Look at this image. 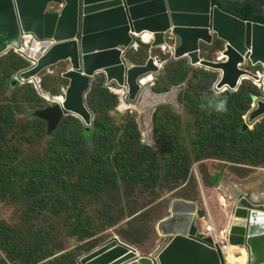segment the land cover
<instances>
[{
    "label": "rangeland",
    "instance_id": "obj_1",
    "mask_svg": "<svg viewBox=\"0 0 264 264\" xmlns=\"http://www.w3.org/2000/svg\"><path fill=\"white\" fill-rule=\"evenodd\" d=\"M138 41V48L130 49L125 56L132 64L142 65L149 58L156 57L162 61L169 59L170 48H152L143 37ZM223 49L224 42L220 40H214L212 45L201 44V57L214 60ZM161 51L167 57L162 56ZM25 65L27 68L30 66L26 56L9 51L0 61V78L10 76L18 66ZM66 68L67 64L60 63L53 67L52 73L42 72L41 90L52 97L62 95L67 80L61 73ZM252 71L260 74L258 68ZM217 80L218 73L190 68L187 60H180L165 63L160 74L142 83L146 87L152 82L149 87L155 93H168L173 87L184 86L178 96L180 110L165 104L156 108L152 132L154 146L150 147L144 143L143 133L138 129L136 120L140 115L133 108L135 104L122 103L119 93L104 86L102 75L95 78L86 96V104L92 114L91 126L86 127L79 118L68 116L52 129L45 122L46 137L26 125L24 112L33 111L35 117L34 112L50 105L51 101L45 100L34 84H29L32 88L20 89L17 86L20 84H12L16 89L5 92L0 79V149L19 152L17 160L9 156L8 161L19 165L23 158L41 155V143L57 137L60 127V138L75 137L70 133L73 129L71 123L78 122L86 129L84 149L89 157L84 159V149L73 143L67 149L78 162L65 164L69 170L81 169L93 178L82 184L76 178L77 172H72L73 176L65 174L62 179L68 183L67 189L57 181L46 191L38 192L40 198L42 195L47 197L44 209L34 205L33 199L38 193L32 192L31 196L23 193L29 178L17 180L16 187L9 188V191L4 189L3 193L0 190V264H78L80 258L113 237L136 249L141 257L155 261L170 241L169 237L161 235L159 224L170 217L169 210L175 201L196 205V210L204 212L207 224L213 226L221 239L230 234L234 224L242 223L236 221L238 205L246 209L252 206L264 209V200H252L249 190L242 189L237 195L230 196L222 189L223 183H226V188L231 185L229 179H225L228 176L242 182L256 179L260 184L254 190L258 195H264V119L249 128L253 130L252 135L245 139L248 142L237 149L233 157L230 156L231 147L217 141V136L204 149L195 147L196 120L202 111L194 112V105L205 103L214 92ZM36 92L43 100L37 98ZM236 93L237 99L245 95L242 100L247 103H252L250 94L260 96L256 84L247 80L242 82ZM248 106L241 116L242 125L250 110V104ZM225 118L209 121L220 123ZM97 119L101 122L109 119L108 129L110 132L115 130L102 137L105 149L94 147L93 131ZM64 122L70 123L62 126ZM29 123L33 128L41 127L36 120ZM66 143L68 146L65 139L63 145ZM95 153L104 157L102 164L98 162V154L92 155ZM128 153L131 155L127 156ZM134 157H137L135 163L128 164L134 161ZM99 169L101 172L97 171ZM97 177L100 183L95 182ZM77 182L88 190H78L74 186ZM203 225L200 220L201 230ZM229 241L227 236L223 246H219L231 256L241 255L242 247Z\"/></svg>",
    "mask_w": 264,
    "mask_h": 264
},
{
    "label": "water",
    "instance_id": "obj_2",
    "mask_svg": "<svg viewBox=\"0 0 264 264\" xmlns=\"http://www.w3.org/2000/svg\"><path fill=\"white\" fill-rule=\"evenodd\" d=\"M235 1L233 6L245 3ZM250 3L264 15V3ZM22 32H32L40 40L55 44L35 65L20 71L11 84L49 73L60 63L67 64L61 73L67 80L62 88L63 102L52 98L50 105L34 112L51 129L68 116L91 126L86 96L95 78L102 75L105 87L128 88L126 101L135 104L133 108L140 115L136 123L144 143L154 146L153 114L163 104L180 110L178 96L184 86L155 93L140 82L148 74H160L165 63L180 60H187L190 68L218 73L213 91L219 94L237 92L246 80L256 84L260 96L251 95L252 104L242 128L247 130L264 119V25L244 21L212 0H0V56L19 47ZM143 32L154 35L152 48L172 46L169 59L149 58L135 65L125 58L130 49L138 48L135 35ZM214 40L224 42L221 52L225 59L201 57V44L212 45ZM257 68L262 77L252 71ZM196 208L194 204L173 202L169 219L162 223L167 230L162 236L170 241L155 261L141 257L113 237L80 258L78 264H227L223 250L200 229L204 215L189 219ZM245 210V225L234 224L228 239L233 238V229L242 230L239 240L247 251L246 264H264V209L252 206Z\"/></svg>",
    "mask_w": 264,
    "mask_h": 264
},
{
    "label": "trees",
    "instance_id": "obj_3",
    "mask_svg": "<svg viewBox=\"0 0 264 264\" xmlns=\"http://www.w3.org/2000/svg\"><path fill=\"white\" fill-rule=\"evenodd\" d=\"M258 1L261 3H264V0H258ZM212 3L218 6L219 8L226 7L230 9L232 12L236 14L237 17H239L240 19L244 21L257 22V23H261L264 25V15L257 13L253 9L250 1L245 2L241 6H234V7H230L226 3L225 0H212ZM145 38L146 40L151 41V37L150 39H148V37H145ZM10 51H14V50L12 49ZM7 55H8V52L0 56V61L4 59ZM26 65L22 67L18 66L16 69H14L10 73V76H3L2 78H0L2 83L4 84L5 92H10L13 89H16L15 86L11 84L12 80L14 76L16 75V73L27 68ZM153 81L154 79L152 80V82ZM17 86H18V89L25 88V87L32 88V86L29 84L17 85ZM36 94L38 95L37 98H39L40 100H43V98L37 92ZM43 95L47 101H51L52 98L56 99L57 101H62V98L57 95L52 97L46 92H43ZM211 95L212 94H210L209 96ZM251 95L252 94H250V98H251ZM220 96L226 98V109L223 112L217 113L214 111H210L207 108L204 109V107H202L203 104L201 103L200 104L197 103L194 105L195 107L194 112L196 111L198 114L199 110L202 111L201 114L197 115V120H196V126L198 127V133H197V141L195 142V145H196L195 147L198 149H204L205 147H207L209 143H211V141L215 138V136H217L218 137L217 141H220L224 145H229L231 147L230 151L232 154H230V156L233 157V153L237 149L241 148L243 144L248 142L245 139L250 138V136L252 135L253 130L252 131L251 129L243 130L242 119H241V116L243 115L244 111L249 108L248 105L250 104V107H251L252 103L250 102L247 103V101L244 102L242 100L246 98L245 95H242L240 96V99H237L238 94L236 92L233 94L223 93V94H220ZM32 112L33 111H30V110H26L24 112V116L27 119L26 125L31 126L32 131L37 132L38 135H45L44 137H46V134H48V131H47V125L45 121L38 119L36 117H33ZM215 118L216 119L225 118V119L220 123L218 122L212 123L211 121H209V119H215ZM30 120H36L40 122L39 125H41V127L39 126V129L33 128V125L29 123ZM69 123L70 122H66V123L64 122L61 125L62 126L69 125ZM71 125L73 126V129L71 130L72 132L70 131V133H73L75 137H71V138L64 137V140L66 139V142H69L68 146L66 143L67 147L63 145L64 140L60 138V132L62 128L60 127L59 130L57 131V137H53L50 140H47L43 144L41 143L44 153L42 151L41 155L33 154L30 157L23 158L22 162L19 165L10 163L8 161L9 156L13 158V160H17L19 156V152L17 150H10L8 152L3 149H0V190H3V193H4V189L5 191L6 190L9 191V188L16 187L17 180L21 181V180H24L25 178H29V181L24 185L25 191H23V193H25V196L26 195L31 196L32 192H36L37 194L38 192L46 191L47 187L52 186L53 183L54 182L57 183V181L58 183L62 184L67 189L68 183L64 182L62 177L65 176V174L69 176H73L72 172H77L76 178L77 180L82 181L81 182L82 184L85 181L93 180V178H90L89 175L85 174V172H82L81 169L78 170L75 168H71L69 170V167L66 166L65 164L67 162H70V163L78 162L77 160L74 159V156L70 155L71 153L67 149L70 145H72L73 143L75 145H80L81 149H84V147H86V141H85V136H84L86 129L83 126H81V124L78 122H72ZM108 125H110L109 119L103 122H101L99 119L96 120V126L93 131L94 147H98L100 149L106 148V144L102 143V140H101L102 137L106 136L107 133L115 132V130L110 132V129H108L109 127ZM33 138H35V134L33 135ZM0 140H2L1 137H0ZM81 142H83L82 145H81ZM83 153H84L83 154L84 159H87L89 156L85 149ZM97 154L99 155V158H100L98 162L102 164L104 157L100 153H95L92 155L94 156ZM130 155L128 153L127 156H130ZM127 156L125 157V154H124V157L126 158V160H128ZM136 158L137 157H134L133 158L134 161H130L128 162V164H134ZM176 164H180V163L176 162ZM97 171H100V169ZM95 182L100 183V178L97 177ZM74 186L77 187L78 190H82V191H85V189L88 190L87 187L79 185V182H77ZM37 195L38 196L34 197L33 199L34 205L37 207H40L41 209H44V207L47 206V197L46 196L44 197L42 195L40 198L39 197L40 193H38ZM66 207L67 206L65 205L64 210L66 209Z\"/></svg>",
    "mask_w": 264,
    "mask_h": 264
},
{
    "label": "bare ground",
    "instance_id": "obj_4",
    "mask_svg": "<svg viewBox=\"0 0 264 264\" xmlns=\"http://www.w3.org/2000/svg\"><path fill=\"white\" fill-rule=\"evenodd\" d=\"M135 35V34H134ZM150 36H151V41H148V40H146V38L145 37H148V39H150ZM135 37H136V39H140V38H142L143 37V40L147 43V44H152L154 41H155V39H154V35L152 34V33H149V32H143L142 34H139V35H135ZM160 47H168V48H170V50H171V54H172V52H173V48H172V46H169V45H163V46H160ZM133 48H134V46H133ZM37 51H38V46L36 45V43H32V44H27V39H25V41L22 43V48H21V50H20V52L24 55V56H26L28 59H32L33 57H34V55H35V53H37ZM218 59H225V57L224 56H222V52L220 53V56H219V58ZM157 67H159L160 66V64L159 63H157V62H155L154 63ZM261 65H263V63H261ZM244 68H246L245 66H244ZM259 75V77L261 76L262 77V75L263 74H258ZM153 77V75L152 74H148V75H146L142 80H141V82H140V84L142 85V83H144L145 81H148V80H150L151 78ZM151 84V83H150ZM150 84H147L146 86H150ZM117 93H120L119 92V90H117V89H114ZM42 94H43V92H42ZM62 95H60L59 97H61ZM43 98L46 100V98L44 97V95H43ZM62 98V97H61ZM60 102H63V98H62V101H60ZM122 104V103H121ZM248 209V208H247ZM258 209H260V208H258ZM200 213H202L201 214V216H203L204 215V212L203 211H201V210H199V211H197V210H195V212L194 213H191V214H189L190 216H189V219H191L192 221L194 220V219H196L195 217L196 216H200ZM237 214H236V221L238 222V223H241V224H239V225H241V227H243L244 225H245V223H246V217H247V210H245V208H243V207H239L238 208V210H237V212H236ZM167 219H169V218H167ZM167 219H164V220H162L161 221V226H160V228H159V230H160V233H161V235H164V233L167 231H164V229L162 228V223H164ZM201 221L202 222H204L205 224H204V226H203V228H205L208 224L206 223L207 222V220H206V216L204 215L203 216V218L201 219ZM211 227H212V231H213V233H212V235H215V234H217V232H216V230L213 228V226L212 225H210ZM170 230H172L173 231V228H169ZM168 229V230H169ZM234 231H233V238L232 239H230V241H229V243L230 244H233V245H236V246H240V247H242V251H241V255H238V256H236V257H232V258H230V255H229V253H225V251L223 250V252H224V256H225V261H226V263L227 264H239V262H242L241 264H246V262H247V251H246V249H245V247L240 243L241 241L239 240V239H242V238H239V237H243V233H242V230H239V229H233ZM164 232V233H163ZM174 232V231H173ZM172 232V233H173ZM209 237V236H208ZM119 240V239H118ZM120 241V240H119ZM121 242V241H120ZM123 243V242H122ZM125 244V243H124ZM127 245V244H126ZM221 245V244H220ZM129 246V245H128ZM129 247H131V246H129ZM131 248H133V247H131ZM225 249V248H224ZM136 250V249H135ZM136 252H137V254L138 255H140L139 254V252L136 250Z\"/></svg>",
    "mask_w": 264,
    "mask_h": 264
},
{
    "label": "built area",
    "instance_id": "obj_5",
    "mask_svg": "<svg viewBox=\"0 0 264 264\" xmlns=\"http://www.w3.org/2000/svg\"><path fill=\"white\" fill-rule=\"evenodd\" d=\"M25 39H27V44H32V43H36V45L38 46V51L37 53H35L34 57L32 59H28L26 57V59L29 61L30 63V66L32 65H35L36 62L41 58L43 57L44 55H46V53L51 49V47L55 44L54 41L52 40H40V38H38L34 33L32 32H22V35H21V41H20V45L19 47L13 49L16 53H18L19 55H23L20 50L22 48V43L25 41ZM29 66V67H30ZM28 67V68H29ZM25 70V69H24ZM23 71V70H21ZM20 72V71H19ZM18 72V73H19ZM17 73V74H18ZM16 74V76H17ZM15 76V77H16ZM14 77V78H15ZM13 78V80H14ZM40 82H41V76L38 75L34 78H30L28 80H19V83L20 85H25V84H34L35 85V88L38 90V92L41 94V96L43 97V94H42V90L40 88ZM109 90L111 89H116L115 87L113 86H110V87H107ZM119 90V96L121 97V100H122V103H125L127 102L126 101V97L128 95V88L126 86H123V88H120V89H117ZM62 97V96H61ZM63 98V97H62ZM202 233L206 234V236H209L212 238L213 240V244L215 247H219L223 250L222 247H220L219 245L224 244V242H226V238L228 236V234L226 235V238L225 239H221L219 237V235L215 234V235H212L213 231H212V227L210 225H207L205 228H203L202 230ZM157 264V263H156Z\"/></svg>",
    "mask_w": 264,
    "mask_h": 264
},
{
    "label": "crops",
    "instance_id": "obj_6",
    "mask_svg": "<svg viewBox=\"0 0 264 264\" xmlns=\"http://www.w3.org/2000/svg\"><path fill=\"white\" fill-rule=\"evenodd\" d=\"M51 69L53 70V68H51ZM49 73H51V72H49ZM225 179H229V182L231 183V185L226 188V183H223L224 184V186H223L224 188L222 187L223 193L229 194V195L230 194L231 195H234V194L237 195L238 193L241 192L242 189H246V190H249L252 193V197H253V198H251L252 200H264L263 199L264 195L263 194H259L258 195V193L255 192L256 190H254V189L257 188L258 184H260L259 181H257L256 179L255 180L254 179H248V180H245L244 182H242V181H240V180H238L236 178H231L229 176L227 178H225ZM243 184H250V185L249 186H245ZM238 186H240V187H238ZM238 206L242 207V205H238ZM202 223L205 224L204 222H202ZM203 226H202V229H203ZM229 255H230V253H229ZM232 257H234V256L230 255V258H232ZM241 263L242 262H239V264H241Z\"/></svg>",
    "mask_w": 264,
    "mask_h": 264
},
{
    "label": "clouds",
    "instance_id": "obj_7",
    "mask_svg": "<svg viewBox=\"0 0 264 264\" xmlns=\"http://www.w3.org/2000/svg\"><path fill=\"white\" fill-rule=\"evenodd\" d=\"M202 107L217 113L223 112L226 109V98L220 96L217 92H213L211 96L206 98Z\"/></svg>",
    "mask_w": 264,
    "mask_h": 264
},
{
    "label": "flooded vegetation",
    "instance_id": "obj_8",
    "mask_svg": "<svg viewBox=\"0 0 264 264\" xmlns=\"http://www.w3.org/2000/svg\"><path fill=\"white\" fill-rule=\"evenodd\" d=\"M233 2H236V1H235V0H234V1H233V0H231V1H230V0H228V1L226 0V3H227L230 7H234V6H233L234 4H232ZM245 2H248V1H245ZM225 9H226V10H230V9H228V8H226V7H225ZM230 11H231V10H230Z\"/></svg>",
    "mask_w": 264,
    "mask_h": 264
}]
</instances>
